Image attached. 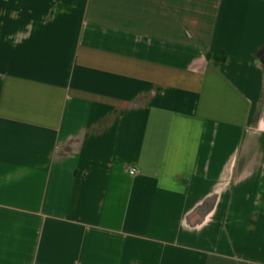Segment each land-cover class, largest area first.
<instances>
[{"label": "crops", "instance_id": "crops-1", "mask_svg": "<svg viewBox=\"0 0 264 264\" xmlns=\"http://www.w3.org/2000/svg\"><path fill=\"white\" fill-rule=\"evenodd\" d=\"M0 264H264V0H0Z\"/></svg>", "mask_w": 264, "mask_h": 264}, {"label": "built area", "instance_id": "built-area-1", "mask_svg": "<svg viewBox=\"0 0 264 264\" xmlns=\"http://www.w3.org/2000/svg\"><path fill=\"white\" fill-rule=\"evenodd\" d=\"M137 173V170L135 169V168H131L130 170H129V174L130 175H135Z\"/></svg>", "mask_w": 264, "mask_h": 264}]
</instances>
